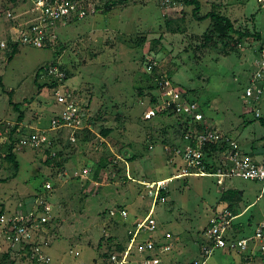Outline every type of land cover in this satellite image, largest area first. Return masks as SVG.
Masks as SVG:
<instances>
[{
    "label": "rangeland",
    "instance_id": "1",
    "mask_svg": "<svg viewBox=\"0 0 264 264\" xmlns=\"http://www.w3.org/2000/svg\"><path fill=\"white\" fill-rule=\"evenodd\" d=\"M4 1L0 0V42L6 44L9 35L17 40L25 31V21L36 20L37 9L27 1L10 10ZM94 1L102 4L103 0ZM212 3L219 4L222 13L235 20L236 28H247L251 33L257 31L260 39H245L237 51L229 54L200 47L204 44L203 34L210 28L209 18L200 21L193 18V4L162 7L158 0H128L108 11H97L57 28L59 40L70 46L67 50L72 48L74 58L72 64L67 54L62 57L72 73L65 82L64 91L74 89L84 104L88 98L91 100L93 113L100 110L104 122L96 126L97 133L101 125L113 129L106 140L107 150L120 157L122 154L116 149L124 147L128 155H137V158L125 166L127 181L124 182L121 174L115 175L113 182L101 186L98 192L89 188L81 191L71 180L75 170L81 172L80 164L92 147L91 143L81 146L78 156L68 161L69 172L65 176L44 165L38 159L40 153L31 149L16 153L19 163L16 173L8 162L2 163L0 176L7 181L0 183V210L4 209L5 215L21 216L23 211V214L38 218L41 213L37 209L39 198L51 205L48 220L41 227L49 233L46 252L52 264H116L111 261L110 253L118 256L121 250L114 244H121L125 249L129 230L136 228V222L141 221L152 206L145 182L171 177L182 165L180 157L171 154L172 144H180L176 138L180 133L179 121L175 116L157 112V108L180 101L185 89H195L197 93L188 100L198 96L199 104L208 102L209 107L203 106L207 124L216 125L236 140L244 155L264 158L253 153V147L264 143V125L254 115L257 109L264 118V78L250 82L259 68L256 65V60L261 58L258 48L264 44V0H199L200 13H207ZM165 18L183 24V31L168 29ZM182 18L183 23L179 20ZM141 35H147V40L138 45L136 40ZM159 35H162L161 47L158 51H150L151 38ZM53 58L50 49L19 45L8 60L5 48L0 49V121L14 123L18 111L22 110L21 125L48 128L52 116L62 115V105L51 90L39 92L34 83L37 70ZM150 60L157 62V72L162 76L167 77L168 72H172L171 79L164 77L157 83L151 78L146 66ZM249 83L263 90L258 100L244 96ZM140 89L142 96L137 93ZM153 93L160 96L156 106L150 102ZM15 104L18 110L14 109ZM163 139L168 144H163ZM165 145L169 149H165ZM169 156L173 157L172 161ZM218 158L217 164L225 162L222 156ZM91 162L89 160L87 166ZM167 187L165 199L156 203L152 210L157 228L154 238L167 231L180 237L178 243L175 239H166L172 247L161 258L168 264L171 260L172 263L176 260V263L190 264L199 258L198 243L202 236L198 231L209 224L213 208L224 190L240 193L237 202L242 212L238 217H242L239 220L250 219V224L244 227L245 235L250 237L257 225L264 223V182L228 177L219 185L215 176H187L171 180ZM122 211L127 212L126 217L120 214ZM108 237L112 239L109 241ZM101 238H104L102 243ZM248 243L255 248L256 242ZM202 245L209 246V243ZM9 248L15 258L17 248L10 247L0 225V261ZM261 254L245 264H264ZM238 255L235 251L229 253L214 248L207 263L243 264ZM142 256L135 253L125 264H137Z\"/></svg>",
    "mask_w": 264,
    "mask_h": 264
},
{
    "label": "trees",
    "instance_id": "2",
    "mask_svg": "<svg viewBox=\"0 0 264 264\" xmlns=\"http://www.w3.org/2000/svg\"><path fill=\"white\" fill-rule=\"evenodd\" d=\"M30 1L31 4L35 5V0H5V6L7 9L14 10L17 5L20 2H27ZM65 0H49L50 3H56V2H64ZM73 2H78L81 5L82 10L84 11V15L82 17H78L77 15H73L70 17L69 20L64 19H53L48 20L45 18L43 23H47V27L44 28V39L42 42V45L39 48H42L44 50H52L53 54V61H51L47 65L41 66L36 74L34 83L37 85L38 91L43 92L44 90H50L53 87H56L57 85L63 84L65 87L66 81L69 77L72 76V73L70 69L68 68L67 62L62 61V57L67 54L69 63L73 64V53L70 50H67L68 47H70L66 43H62L59 40V37L57 36V28L60 25H66L67 23L75 20H80L87 16L88 14H92L90 12V9L93 8L94 12L97 11H108L113 6L117 4H125L128 0H103L102 4L101 2H95L92 3L90 0H68ZM104 2V3H103ZM159 5L164 7V5H172L176 3H182L184 5H194V8L192 10V16L196 20H204L208 19L210 20V28L207 33L203 34V40L204 44L200 47H210L217 49L218 51L222 50V53L229 54L233 51H237L238 48L242 45V42L245 39H260V33L259 32H250L247 28L241 30L239 28L235 27V20L231 19L228 15L222 13V11L219 9V4L212 3L211 9L205 13L201 14L199 11V0H158ZM37 13L35 15V19L33 22H24L25 27L23 30L25 31H32V28L41 22L40 20V10L39 8H35ZM164 17V14H163ZM182 23L184 19H179ZM165 26L170 29L173 32H180L183 31L184 27L181 26L183 24L176 23V20L165 18L164 19ZM23 31V32H25ZM21 32V33H23ZM33 33V31L31 32ZM12 36L9 35L6 38V44H5V54L8 58V60H11L13 55L17 52V49L19 45H27L30 46V44L23 43L20 39L15 40L11 39ZM161 39L162 35H159L158 37L151 38L150 42V51H158V48L161 47ZM135 40V39H134ZM147 40V35L139 36L136 40V43L139 45L145 44ZM1 43V42H0ZM36 47V46H35ZM1 49V48H0ZM264 49V44L261 43L258 50L260 52L261 58L259 60H256V65L259 67L255 73L251 76L250 79L256 77L264 78V65H262V61H264L262 57V51ZM67 52V53H66ZM66 57V56H65ZM157 62L150 60L146 62L147 69L149 70V74L151 78L155 79L157 83H160L164 80L165 76H162L160 73L157 72ZM61 71L64 73V77L61 79V81H58V77H56L55 74L51 73L53 70ZM172 72H168V75L166 78L171 79ZM42 80L41 82H39ZM251 82V80H250ZM250 86V83H249ZM258 87V86H257ZM151 90V88H149ZM69 90L68 92L71 93L68 101L66 102H58L62 105L63 113L65 110V106L68 105V103H72L73 106L76 108V113L78 115L77 117V125L78 127L81 126V128H73V127H61L59 129H52V121L58 120L60 124L64 123V119L62 118V115H54L52 116L50 120V124L48 128H42L38 126L35 127H26L24 125H21V122L24 118V113L22 110L18 111V116L16 118V122L12 127H9V141H4L5 138L0 139V168H3V162H8L11 166H13L14 173H16L19 169V163L16 158V153L21 150H25L27 148H23L21 150H17L14 147L15 141H17L20 137H30L33 136L37 131L43 135H45L46 139L40 144V147L37 148H28L33 150L34 152L40 153V157L38 159L46 166L55 168L57 173H61L63 176L66 175L68 171L67 163L71 158H76L78 156V149L83 146L91 143L92 147L88 150L87 154H84V161L80 164L81 166V172H78L79 169L75 170L77 172H74V174L71 176V180L74 181L76 186L81 187V191L85 189H88L91 191L92 189H96L95 191L98 192L97 189H100L101 186L105 185L106 183L113 182L115 175L122 176V179L127 181L128 177L124 174L126 173L125 166L128 162H132L137 158V155H128V151L125 150L124 147L116 149L117 152L122 154V156L118 157L116 154H114L112 151L110 152L107 150V143L106 140L109 137V135L112 133L113 129L111 127L106 126H99L98 133L96 131V126L98 127V123H103L104 119L101 118L99 111L97 110L93 113L91 109V100L88 98V102L84 104L83 99L79 98L78 93L72 88H67ZM140 96L143 95V91L140 89L137 92ZM196 90L195 89H185L182 91V97L180 98V101H174L171 104H168L166 107L163 108H157V112L161 114H165L168 116H175L177 120L179 121V134L176 138H179L180 144H172L171 150L173 151L174 148H178L182 151L185 150L186 146L192 147L194 150H199L200 152V160L201 163L204 166V170L206 172H216L218 169H228V164L223 165V162L220 161L219 164L216 163V160L219 159L218 157L224 156L225 153L228 152H234L239 151L242 156H245L244 153H241V150L239 149V143L232 139L227 133H223L218 129L216 125H213L210 123H206V119L203 113V106L209 107V104L207 101L200 102L197 101L198 96H193V99H189L188 97L191 95H195ZM150 102L152 105H158L160 103V96L158 97V94H152L150 98ZM185 103L190 107L191 105L195 104L197 108L191 109L190 111H185L183 109V106ZM179 108V109H178ZM14 109L18 110L17 104H15ZM255 111V110H254ZM195 112H201L203 114V120L199 121L195 118L194 114ZM255 115V113H254ZM261 116V115H260ZM256 116V118H259L261 121V124L264 125V118ZM119 118V115L117 117ZM39 119H36L35 122H38ZM119 121V120H118ZM3 126L6 127V124L3 123ZM85 124L87 127H82V125ZM28 128V129H27ZM211 134H220L221 136L214 141L213 138H210L206 140L205 142H202L200 146L197 144V135H210ZM72 135L75 136V141H72L71 137ZM8 139V138H6ZM230 141H234L237 146L236 148H233L230 144ZM163 144L167 143L168 141L166 139H163ZM95 146V147H94ZM99 147H102L103 150H99ZM165 149H169L166 145L164 146ZM258 148V150L256 149ZM80 150V149H79ZM83 150V149H82ZM91 151V152H90ZM127 151V152H126ZM77 154L75 155V153ZM253 153L260 154L264 156V143H262L259 147H253ZM173 157L176 155H173V152L171 153ZM247 155V154H246ZM173 157L169 156V161L173 160ZM264 159V158H263ZM260 158V161L263 160ZM88 160V161H87ZM89 160H91V164L87 166ZM87 167V172H83V169ZM80 168V167H79ZM178 173V172H177ZM58 174V175H59ZM170 177V176H169ZM187 177V176H185ZM52 178V177H51ZM216 178V177H215ZM227 179V178H226ZM225 179V181H226ZM161 180V179H159ZM7 181V178H2L0 176V183ZM157 181V180H156ZM224 181V182H225ZM258 181V180H254ZM153 182V181H151ZM223 182V184H224ZM73 183V184H74ZM217 183V182H216ZM55 185V184H53ZM89 192V191H88ZM95 192V193H96ZM168 190L161 189L159 192V196H166ZM91 193V194H95ZM89 195V193L87 194ZM240 193L236 190L227 189L222 191L220 198L217 202V204L213 208L212 216L210 218V222L207 226H204L203 229L198 231L199 234H201V239L199 241V246L201 250V255H199V258L195 259L197 261H202L205 259L203 252H202V244H206L209 246H213V239L206 237L205 233L208 231L209 227L212 226V218L217 217L218 214L224 210H228L233 215H237L241 213L242 211L239 209V204L237 202V199H239ZM222 206V207H218ZM4 212V209L0 210V214ZM24 212H26V207L24 209ZM242 217V216H240ZM240 217H236L234 220H232V227L235 230V235L233 234V239L246 237L248 235L244 234V227L248 224H250V219H246V221L239 220ZM137 222H140L139 220ZM247 222V223H246ZM112 223V222H111ZM258 226V225H257ZM155 232V231H154ZM168 232V231H167ZM264 232V228H263ZM2 233V231H1ZM166 233V232H165ZM165 233L160 237H153V232L151 233V237L155 239V246L159 247L161 244L166 243V237ZM171 233V232H170ZM172 238L177 240V243L180 242V237L178 235H174V233H171ZM130 238V234H129ZM104 238H101V242ZM112 237H108L107 240H111ZM195 241L194 239H192ZM168 243V242H167ZM115 248L117 250H121V252L124 250V246L121 244H114ZM36 246H42L39 242V239L37 235L33 236V239L30 242H21L19 245H16L15 248H17L15 258H12L11 250L10 248L7 249L2 255V259L0 261V264L2 261H6V264H15L16 262L20 264H32L34 261L30 260L29 256L31 253L34 252V248ZM48 245L44 246L43 252L49 255L46 252V247ZM11 247V246H10ZM112 250L113 248H108ZM214 248H212L213 251ZM221 249V248H218ZM224 250V249H223ZM211 251V252H212ZM119 252L118 254H120ZM171 252V251H170ZM229 253H232V250H228ZM135 253H138L137 251H132L129 254V257ZM239 257H241L242 261L245 263H249L248 259L255 260L258 257L259 253H262L261 256H264V251H257L254 250L253 252L251 250H245L242 252H238ZM113 253H110V257ZM143 254L144 253H138ZM167 254V252L162 253L160 256H163ZM147 255V254H146ZM211 255V254H210ZM209 255V256H210ZM50 256V255H49ZM142 256V258L144 257ZM208 256V258H209ZM128 257V259H129ZM146 257V256H145ZM149 257V255H148ZM51 258V256H50ZM107 258V255L104 257ZM207 258V261H208ZM127 259V260H128ZM138 262V261H137ZM191 261L190 263H192ZM51 264H52V258H51ZM163 264H168L165 260L163 261ZM170 264H181L179 262L176 263V260L170 261Z\"/></svg>",
    "mask_w": 264,
    "mask_h": 264
},
{
    "label": "built area",
    "instance_id": "3",
    "mask_svg": "<svg viewBox=\"0 0 264 264\" xmlns=\"http://www.w3.org/2000/svg\"><path fill=\"white\" fill-rule=\"evenodd\" d=\"M35 5L40 10V20L39 24H36L32 31H25L21 33L17 40L20 39L23 43L30 44L32 46L40 47L43 42L44 37V28L47 27V23H43L45 18L48 20L53 19H64L69 20L71 16L77 15L82 17L84 11L81 8V5L76 1L56 2L50 3L49 0H35ZM90 12L93 13L94 9L91 8ZM0 48H5L4 42L0 43ZM262 57L264 59V49L262 51ZM264 65V61H262ZM51 73L55 74L58 77V81L64 77L63 72H59L56 69ZM260 78V77H258ZM256 77L252 78L251 83H254ZM65 86L63 84L57 85L56 87L51 88V93L53 94L57 102H66L71 93L69 90L64 91ZM263 90L258 87H253L252 85L248 86L245 89L244 96L250 97L255 100H258L262 96ZM197 108L195 104L188 107L185 103L183 109L185 111H190L191 109ZM179 109V108H178ZM255 110V115L259 116L260 113ZM76 108L72 103H68L65 106V110L62 118L64 123L60 124L58 120L52 121V129H59L61 127H73L77 128V117ZM195 118L199 121L203 120V114L201 112H195ZM15 123V122H14ZM14 123L6 122V127L3 126L2 121H0V137L5 138L4 141H9V127H12ZM82 127H87L83 124ZM78 128H81L78 127ZM221 135L220 134H211L210 135H197V144L201 145L202 142L213 138L216 141ZM0 138V139H1ZM8 138V139H6ZM46 139L45 135L39 133L38 131L30 137H20L14 143V147L17 150L23 148H37L40 147V144ZM72 141H75V136L72 135ZM233 148H236L237 144L234 141H230ZM173 155L175 157H180L182 165L179 169V172L161 180L153 182H145L147 187V193L152 199V206L149 212L145 217L136 225L134 230H129L130 238L127 247L118 255H111V261L116 264H125L129 257V254L132 251H137L138 253H144L146 257L138 260L137 264H163L161 254L167 252L171 249L172 245L170 242L161 244L159 247L155 246V239H153L149 233L154 232L156 228V221L153 218V206L159 201L165 199L164 196H159L161 189H168V183L176 178L185 177V176H215L216 182L219 185H223V182L228 177H242L249 180H258L264 182V159L260 161L259 158L254 156H242L239 151L225 153L222 157L225 164H230L228 169H218L216 172H206L204 166L200 160L199 150H194L190 146H186L185 150L182 151L178 148L173 149ZM87 167L83 169V172H87ZM37 209L40 210V216L34 218L33 216L22 214L21 216L17 215H5V212L0 214V225L3 236L6 241L9 242L12 248H15L16 245H19L21 242H30L33 239L34 235H37L39 242L42 246H36L34 252L29 256L30 260L34 262L32 264H51V258L49 255L43 252L44 246L49 245L50 239L47 237L48 232L44 231L41 227L48 220V215L51 212V205L42 198H39L37 201ZM222 210L217 217L212 218V226L209 227L205 235L208 238L213 239V246H203L202 252L205 257L202 261L194 260L190 264H208L207 258L211 254L212 248H221L224 250H232L235 252H242L245 250H251L252 252L264 251V223L257 226L253 234L249 237H242L233 239V234L235 235V230L232 227V220L238 217L239 214L233 215L230 211ZM123 217L127 215L126 211L120 212ZM233 230V233L229 232ZM143 236V237H141ZM167 239L172 238L170 232L165 233ZM249 241L256 242L255 248L251 247L248 243ZM147 254V255H146ZM149 255V257H148Z\"/></svg>",
    "mask_w": 264,
    "mask_h": 264
},
{
    "label": "clouds",
    "instance_id": "4",
    "mask_svg": "<svg viewBox=\"0 0 264 264\" xmlns=\"http://www.w3.org/2000/svg\"><path fill=\"white\" fill-rule=\"evenodd\" d=\"M258 79H261V78H258ZM250 80H252V79H250ZM255 81H259V80L256 79ZM259 116H260V115H259ZM166 178H167V177H166ZM24 214H26V213H24ZM120 214H121V213H120ZM239 214H240V213H239ZM126 216H127V215H126ZM126 216H125V217H126ZM137 223H139V222H136V225H137ZM149 235H151V233H149ZM176 241H177V240H176ZM170 250H171V249H170ZM167 252H168V251H167Z\"/></svg>",
    "mask_w": 264,
    "mask_h": 264
},
{
    "label": "crops",
    "instance_id": "5",
    "mask_svg": "<svg viewBox=\"0 0 264 264\" xmlns=\"http://www.w3.org/2000/svg\"><path fill=\"white\" fill-rule=\"evenodd\" d=\"M22 214H23V211H22Z\"/></svg>",
    "mask_w": 264,
    "mask_h": 264
}]
</instances>
